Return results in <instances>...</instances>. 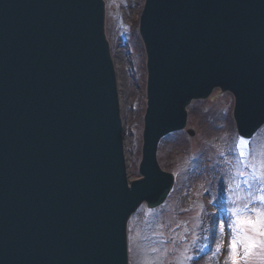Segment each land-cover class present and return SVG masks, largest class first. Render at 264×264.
I'll list each match as a JSON object with an SVG mask.
<instances>
[{
	"label": "water",
	"instance_id": "95a60500",
	"mask_svg": "<svg viewBox=\"0 0 264 264\" xmlns=\"http://www.w3.org/2000/svg\"><path fill=\"white\" fill-rule=\"evenodd\" d=\"M104 10L0 0V264H128V219L170 192L155 153L189 104L219 90L238 136L264 125V0H145L141 178L129 185Z\"/></svg>",
	"mask_w": 264,
	"mask_h": 264
},
{
	"label": "rangeland",
	"instance_id": "374dc122",
	"mask_svg": "<svg viewBox=\"0 0 264 264\" xmlns=\"http://www.w3.org/2000/svg\"><path fill=\"white\" fill-rule=\"evenodd\" d=\"M104 1L105 32L116 72L123 124L124 158L131 180L137 177L141 150L142 113L138 112L143 109L144 102L145 57L136 29L144 0ZM212 97V100L190 106L189 110L194 111L188 119V128L194 133L192 138L179 133L167 139L172 142L159 144L158 163L163 170L174 168V176L178 178L176 184L181 190H188L190 184L187 183L188 166H191L190 173L196 182L191 185V193L174 191L158 208L148 210L141 206L131 216L127 227L129 264H225L231 233L224 222L231 221L228 214L233 207L231 201L248 189L241 182L242 191L234 194L227 190L229 185L235 188L233 175L239 160L235 150L239 138L231 119L233 100L230 95L217 91ZM246 142L247 146L242 148L245 153H250L246 160L261 158L264 127ZM221 152L230 153L232 157L221 156ZM190 159L195 163L192 164ZM239 167L248 171L243 165ZM235 179L240 180L239 177ZM213 227L217 233L214 239L211 231H206ZM206 236L209 238L205 239ZM221 241V252L214 256L215 247ZM204 245L210 248L205 247L200 252ZM188 256L194 259L189 261ZM262 257L264 253L253 256L248 264H264Z\"/></svg>",
	"mask_w": 264,
	"mask_h": 264
},
{
	"label": "snow or ice",
	"instance_id": "6c2138e0",
	"mask_svg": "<svg viewBox=\"0 0 264 264\" xmlns=\"http://www.w3.org/2000/svg\"><path fill=\"white\" fill-rule=\"evenodd\" d=\"M246 146L247 142L243 138H240L235 145L239 156L233 175L235 188L229 185L227 189L234 194L242 191V182L248 190L244 191L243 195H237L231 201L233 207L228 210L231 221L224 222L231 233L225 264H248L253 256L264 253V154L259 159L253 158L252 161H248L246 156L250 153H245L242 150ZM220 155L223 156L224 153L221 152ZM239 165H243L248 171L245 172ZM235 177H239L240 180H236ZM253 189L255 190L253 191ZM206 231H211V238H216L215 227ZM220 231H223V225ZM204 238L208 239L209 237ZM222 246V241L217 243L214 256L220 254ZM205 247L210 248L209 245H204L199 251L203 252ZM187 259L192 261L194 258L188 256Z\"/></svg>",
	"mask_w": 264,
	"mask_h": 264
},
{
	"label": "bare ground",
	"instance_id": "6f19581e",
	"mask_svg": "<svg viewBox=\"0 0 264 264\" xmlns=\"http://www.w3.org/2000/svg\"><path fill=\"white\" fill-rule=\"evenodd\" d=\"M116 82H117V80H116ZM116 82H115V83H116ZM116 85H117V83H116ZM213 92H214V91H213ZM197 102H203V103H204L205 101H203V100H194V101H192L191 103H197ZM138 113H139V114L142 113V114H141V117L143 118V116H144V111H143V109H141ZM120 119H121V118H120ZM121 121H122V120H121ZM142 130H143V128L141 129V131H140V133H139L141 139H142ZM139 160H140V159H139ZM167 171H168L167 174H169V175H174V174H176L175 171H173V170H171V171H170V170H167ZM126 174H127V176H128V179H130V176H129L130 174H129L127 171H126ZM130 182H132V181H129V180H128V184H129V185H130ZM142 204H143V203H142Z\"/></svg>",
	"mask_w": 264,
	"mask_h": 264
},
{
	"label": "trees",
	"instance_id": "16d2710c",
	"mask_svg": "<svg viewBox=\"0 0 264 264\" xmlns=\"http://www.w3.org/2000/svg\"><path fill=\"white\" fill-rule=\"evenodd\" d=\"M182 154H185V152H184V153H182ZM176 187H177V185H176Z\"/></svg>",
	"mask_w": 264,
	"mask_h": 264
}]
</instances>
